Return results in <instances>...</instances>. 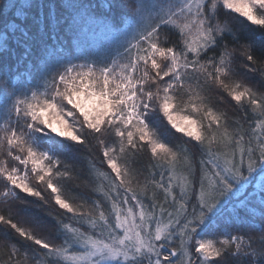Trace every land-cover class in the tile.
<instances>
[{
    "label": "snow or ice",
    "instance_id": "snow-or-ice-1",
    "mask_svg": "<svg viewBox=\"0 0 264 264\" xmlns=\"http://www.w3.org/2000/svg\"><path fill=\"white\" fill-rule=\"evenodd\" d=\"M124 6L128 31L110 63L69 62L42 91L0 74V202L8 206L0 264H264V209L225 215L233 197L246 206L254 176L264 189V91L250 82L258 76L264 85V0ZM221 9L259 36L242 41ZM213 92L235 102L244 122L230 123ZM157 116L199 149V170L186 145L161 137ZM90 138L107 170L91 158ZM145 150L147 172L138 159ZM82 152L84 177L68 162ZM62 181L91 185L92 195L70 198ZM45 192L63 210L53 217L59 243L37 234L46 227L40 215L13 210L20 202L52 217Z\"/></svg>",
    "mask_w": 264,
    "mask_h": 264
},
{
    "label": "trees",
    "instance_id": "trees-1",
    "mask_svg": "<svg viewBox=\"0 0 264 264\" xmlns=\"http://www.w3.org/2000/svg\"><path fill=\"white\" fill-rule=\"evenodd\" d=\"M125 0H0V74L7 72L13 85H22L43 90L44 79L57 70L70 63H97L111 62V57L125 41L128 31V18L125 13ZM222 20H227L238 30L242 41L259 36L261 30L250 25L238 14L221 9L219 13ZM122 50V49H121ZM31 73V74H29ZM237 78H240L239 76ZM250 82L264 91V85L259 84V77H250ZM212 105L228 115L229 122L239 120L243 123L242 112L235 102L224 97L219 102L217 93H210ZM154 124L161 135L170 145L187 146L193 156V164L199 170L200 152L188 142V138L176 132L160 116L154 117ZM247 127V125H245ZM92 145L91 158L97 168L107 170L101 163L102 154L95 140L90 138ZM89 155L82 152L75 164L76 172L82 177L88 172V161L84 157ZM2 158V157H0ZM139 165L147 172L148 166L153 163L150 153L145 150L138 157ZM16 162L9 160V166ZM65 195L68 197L86 195L91 196V185L88 188H77L74 181H62ZM34 186L43 191V186L35 183ZM4 182L0 179V190ZM48 199L47 210L52 217L44 213H37L32 205H21L16 202L13 210L28 207V215H40L46 227L37 232L38 235L49 238L55 243L60 242L56 235L57 225L53 217L63 215V210L54 204L50 194L44 193ZM247 203L245 207L239 204V199L233 197L225 209V215H238L248 218L254 214L259 216L264 209V189L259 183V176H254L252 184L246 189ZM25 194L21 193V196ZM162 198V194L158 193ZM29 200L35 198L29 197ZM79 202L78 200L76 201ZM0 214H8V206L0 202ZM18 218H23L18 217ZM28 226V225H25ZM242 233L243 229L240 230ZM259 240L260 233H247ZM2 257V253H0Z\"/></svg>",
    "mask_w": 264,
    "mask_h": 264
}]
</instances>
